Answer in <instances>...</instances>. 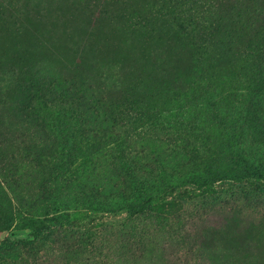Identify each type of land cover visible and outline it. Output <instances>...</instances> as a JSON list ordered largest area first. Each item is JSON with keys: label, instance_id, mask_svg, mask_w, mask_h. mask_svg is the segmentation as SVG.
<instances>
[{"label": "rangeland", "instance_id": "rangeland-1", "mask_svg": "<svg viewBox=\"0 0 264 264\" xmlns=\"http://www.w3.org/2000/svg\"><path fill=\"white\" fill-rule=\"evenodd\" d=\"M203 1L0 0V160L23 167L15 169L21 177L15 187L23 202L19 208L39 216L45 211L29 173L34 168L17 149L25 128L8 104L12 85L25 81L34 62L51 67L48 73L58 80L82 86L92 104L113 113L117 122L112 136L132 152L138 193L145 192L144 183L158 184L157 191L166 194L174 191L156 203V218L136 219L125 211L91 213L95 189L101 204H114L120 200L122 179L128 177L112 168L108 156L99 157L89 168L72 171L69 184L51 188L58 190L59 200L61 193L71 196L70 211H87L72 225V237H77L71 250L60 255L47 253V245L23 247L34 240L32 231L14 222L9 232H0V264H264V182L229 180L202 191L188 184L183 170L174 171L193 158L202 160L210 145L211 152L220 146L219 166L228 176L234 174L231 152L254 164L264 160V145L231 126L233 108L244 107L259 87L258 78L264 79V64L259 71L252 60L263 45L256 31L250 32L232 52L236 66L227 65L217 46L207 41ZM254 98L264 120V90ZM136 113L158 118L144 124ZM28 136L30 156L41 153L47 143L34 131ZM175 138L188 140L186 156L173 152L170 139ZM236 142L239 147L234 148ZM210 164L206 160L201 170L209 172ZM148 167H156L159 178L145 174ZM5 188L0 214L15 219L12 198L18 196ZM83 190L86 195L81 196ZM12 250L23 260L13 257Z\"/></svg>", "mask_w": 264, "mask_h": 264}, {"label": "trees", "instance_id": "trees-1", "mask_svg": "<svg viewBox=\"0 0 264 264\" xmlns=\"http://www.w3.org/2000/svg\"><path fill=\"white\" fill-rule=\"evenodd\" d=\"M208 1V4L206 0L203 1L205 2L203 18L207 25L206 29L210 33L207 41L210 40L212 45L217 46L219 54L223 55L222 58H226L230 63L227 65L235 67L236 58L232 52L237 47L239 39L246 38L250 32L256 31V36L263 47L260 46L256 49L252 60H254L258 70L261 71V66L264 64V26L260 23L261 18L264 20V17H261L264 10L261 7V1ZM179 27L183 28V26ZM256 27L257 30H255ZM50 69L51 67L48 65L34 62L30 66L25 81L12 85L14 95L9 97L8 103L12 117L17 120L21 128H25L19 135L22 143L17 149L21 154H26V161L34 168L29 173L32 175L33 185L38 188L39 196L37 197L39 201L45 203V211L42 216H39L27 214L20 209L23 202L15 191V187L21 181V177L15 176V169L22 170L23 167L15 168L14 165L6 162L8 159L3 158L4 160H0V191L6 190L5 186H7L8 190L12 189V196L17 195L18 198L15 196L12 198V206L16 210L15 219L0 214V232H9L13 228L14 222L16 226L17 223L22 224V226L28 225L34 240L30 243H22L23 247L36 245L39 248L47 245V253L50 250H56L61 255L71 250L72 244L70 243L74 242L77 237H72V234L75 235L72 225L85 217L84 212H87L76 208L70 211L68 208H70L69 199L71 196L61 193L62 200H59L57 199L58 190H51V188L55 189L57 183L69 184L66 182L72 171L85 170L97 158L108 156L113 169L126 172L128 177L122 179L121 190L117 195V200H120L116 203L101 204L99 196L95 195H100L99 188L94 190V203L91 205V213L94 214L101 212L116 214L125 211L129 216L136 219L153 218L155 216L153 209L156 203L174 191L166 194L164 189L157 191L158 184H155L154 187L152 184L144 183L142 189L145 192L138 193L136 189L137 178L134 177L137 174L133 167L135 159L132 158V152L125 149L120 139L112 136V123L117 122L113 113H103L100 104H92L89 101L91 98L87 96L86 90H83L82 86L54 78L48 73ZM5 73L7 76H11V73L8 74L9 71ZM14 76L17 75L12 69V78ZM3 82L6 83V81ZM257 83L259 87L252 91L250 100L246 105L239 110L233 108L235 114L232 116L231 126L234 127L235 131L241 132L240 135L247 132L248 136H251L252 143L264 145V120L261 118L260 113L262 111L259 109L261 103L254 98H261V92L264 90V79L259 77ZM8 84L6 85L8 86ZM217 105L219 104L213 106ZM114 108L118 109L117 107ZM119 113L124 115L125 112L118 110ZM137 115L144 120V124H151L153 120L158 118V115L148 117L147 114L136 113ZM139 118L135 120H139ZM178 119L179 117L176 115L175 120ZM29 131H31V135L34 131L35 137L40 136L47 143L43 151L37 155L32 154L30 156V150L33 146L31 147V144L28 143L31 142V136L30 138L28 136ZM170 140L175 150L173 152L186 156L189 150L188 140L182 138ZM236 143L234 148L239 147V143ZM233 147L231 149L234 150ZM207 149L204 151L202 160L194 162L193 158L187 163L174 167L176 172L183 170L182 174H186L189 179L188 184L197 190L203 191L208 187V184L211 186L229 180L264 182V160L254 164L253 161L242 158L243 154L231 152L230 157L233 159L231 161L233 164L230 165V171L234 174L228 176L224 173V169L219 166L223 159L219 153L220 146L218 149H213V152L210 151V149L212 150L211 145ZM193 153H198V151L193 149ZM209 153L211 158L208 157L209 155L206 156ZM206 160L211 162L209 172L200 168ZM148 170L145 174H157V178H159L160 174L156 167H148ZM132 174L134 175L132 176ZM161 174L165 175L163 172ZM9 177L12 178V183L8 182L10 181ZM18 178L20 179L18 180ZM13 183L14 186H12ZM65 188L64 192L66 193L68 188L67 186ZM130 192H133L131 197L127 196ZM121 194L123 195L119 198ZM84 195L86 194L83 190L81 196ZM75 198L78 201V196ZM32 228H36V230L34 231ZM54 247L57 248L54 249ZM12 256L18 257L19 261L23 260V257L16 250H12ZM171 263L184 264L182 260H177V263L171 261ZM185 264H195V261L188 260Z\"/></svg>", "mask_w": 264, "mask_h": 264}]
</instances>
